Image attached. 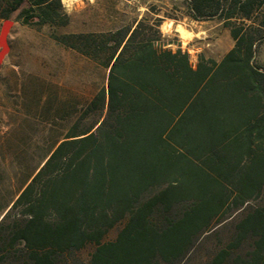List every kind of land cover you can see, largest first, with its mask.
Returning <instances> with one entry per match:
<instances>
[{"label":"trees","instance_id":"16d2710c","mask_svg":"<svg viewBox=\"0 0 264 264\" xmlns=\"http://www.w3.org/2000/svg\"><path fill=\"white\" fill-rule=\"evenodd\" d=\"M183 1L190 19L229 30L220 61L194 65L156 10L115 31L52 36L106 76L80 109L77 94L61 102L47 88L40 113L54 126L2 209L0 264H75L88 247L87 264H185L241 210L201 264H264V0ZM18 10L29 28L70 21L62 0H0L1 19Z\"/></svg>","mask_w":264,"mask_h":264},{"label":"rangeland","instance_id":"374dc122","mask_svg":"<svg viewBox=\"0 0 264 264\" xmlns=\"http://www.w3.org/2000/svg\"><path fill=\"white\" fill-rule=\"evenodd\" d=\"M62 5L70 20L65 27H26L19 21L20 10L7 19L15 24L8 39L11 50L0 68V221L5 213L2 209L17 198L23 179L45 154L46 132L54 126L53 120L40 113L47 101V88L52 86L61 102L77 94L80 109L106 76L101 68L57 45L52 36L99 35L132 26L135 20L156 10L164 19L161 32L177 40L194 65L200 55L220 61L234 45L229 30L218 20L190 19L183 0H62ZM6 10L9 8L3 9ZM263 20L264 6L260 22ZM4 21L0 18V29ZM259 44L255 63L264 70V40ZM252 205L255 203L248 208ZM243 213L241 210L229 218L213 235L203 236L185 264L206 262L226 242ZM121 228L118 225L109 231L106 241L115 240ZM93 251L88 247L70 256V260L87 264Z\"/></svg>","mask_w":264,"mask_h":264},{"label":"water","instance_id":"95a60500","mask_svg":"<svg viewBox=\"0 0 264 264\" xmlns=\"http://www.w3.org/2000/svg\"><path fill=\"white\" fill-rule=\"evenodd\" d=\"M14 24L12 20H5L0 29V68L11 50L8 39Z\"/></svg>","mask_w":264,"mask_h":264}]
</instances>
